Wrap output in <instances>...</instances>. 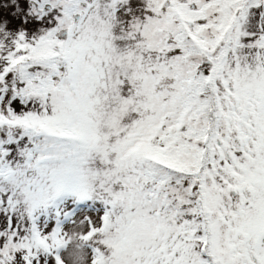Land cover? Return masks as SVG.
I'll list each match as a JSON object with an SVG mask.
<instances>
[{
	"label": "snow or ice",
	"instance_id": "snow-or-ice-1",
	"mask_svg": "<svg viewBox=\"0 0 264 264\" xmlns=\"http://www.w3.org/2000/svg\"><path fill=\"white\" fill-rule=\"evenodd\" d=\"M0 264H264V0H0Z\"/></svg>",
	"mask_w": 264,
	"mask_h": 264
}]
</instances>
